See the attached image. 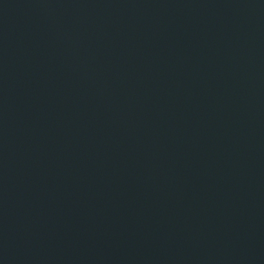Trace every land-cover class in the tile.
<instances>
[{
	"label": "water",
	"instance_id": "95a60500",
	"mask_svg": "<svg viewBox=\"0 0 264 264\" xmlns=\"http://www.w3.org/2000/svg\"><path fill=\"white\" fill-rule=\"evenodd\" d=\"M0 264H264V0H0Z\"/></svg>",
	"mask_w": 264,
	"mask_h": 264
}]
</instances>
